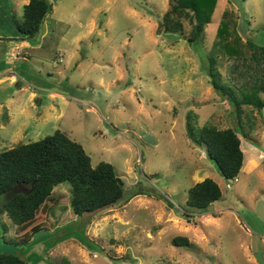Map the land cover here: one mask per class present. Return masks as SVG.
<instances>
[{
  "label": "rangeland",
  "instance_id": "obj_1",
  "mask_svg": "<svg viewBox=\"0 0 264 264\" xmlns=\"http://www.w3.org/2000/svg\"><path fill=\"white\" fill-rule=\"evenodd\" d=\"M28 1L0 0V151L66 131L93 166L114 167L124 195L75 216L69 184L57 185L54 215L39 213L43 227L26 245L14 244L16 225L0 215V253L27 264H264V158L225 179L186 136L187 121L241 130L206 62L226 80L251 55L248 43L264 48V0H217L194 44L186 20L183 34L163 31L169 0H48L39 32L21 40ZM244 111L243 131L252 136L250 117L264 156V108ZM207 177L221 198L208 211L188 206V188ZM176 236L189 244L174 245Z\"/></svg>",
  "mask_w": 264,
  "mask_h": 264
},
{
  "label": "trees",
  "instance_id": "obj_2",
  "mask_svg": "<svg viewBox=\"0 0 264 264\" xmlns=\"http://www.w3.org/2000/svg\"><path fill=\"white\" fill-rule=\"evenodd\" d=\"M216 4L217 0H169L160 25L163 31L183 34L186 20L189 25L186 41L194 44L212 20ZM50 7L48 0H29L23 6L22 21L17 23L22 35L18 39L33 38ZM224 29L221 25L217 34H223ZM248 44L251 55L239 57L240 61L229 53L230 46H226V50L221 46L226 59L233 57L239 61L230 69V79L221 78L213 58L206 62L213 91L232 103L241 130L235 126L218 128L209 123L195 127L190 121L186 126L188 139L205 147L207 155L225 179L237 178L243 166L241 139L245 133L240 121L244 117V106H253L259 112L264 108V100L260 98L264 94V48L251 42ZM248 120L251 123L248 126L254 129L250 117ZM62 183L69 184L68 206L75 216L113 205L124 195L123 180L114 167L103 161L93 166L83 146L66 131L57 129L39 140L19 143L0 151V196L5 197L0 215L5 214L16 225V246L26 245L42 229L43 226L37 223L42 210L46 209L49 216L54 215L57 201L53 189ZM220 198L219 185L207 177L188 188L186 203L197 210H206ZM172 242L176 246L189 244L184 236H176ZM0 264L27 262L15 253L3 252L0 253Z\"/></svg>",
  "mask_w": 264,
  "mask_h": 264
},
{
  "label": "crops",
  "instance_id": "obj_3",
  "mask_svg": "<svg viewBox=\"0 0 264 264\" xmlns=\"http://www.w3.org/2000/svg\"><path fill=\"white\" fill-rule=\"evenodd\" d=\"M250 130H251L250 132L253 133L252 136H250L249 134H245V137L241 139V149L244 155L242 168L246 167L248 169H254L258 164L257 160L264 158V156L261 153V151H259V149L255 146L256 140L254 139V137L258 135L257 134L258 126H255L254 129H250ZM243 139L246 142H243Z\"/></svg>",
  "mask_w": 264,
  "mask_h": 264
},
{
  "label": "water",
  "instance_id": "obj_4",
  "mask_svg": "<svg viewBox=\"0 0 264 264\" xmlns=\"http://www.w3.org/2000/svg\"><path fill=\"white\" fill-rule=\"evenodd\" d=\"M210 209H213V205H209V206L206 208L205 211H208V210H210ZM32 245H33V244H31V246H32ZM19 256H20L21 259H23V260L26 261V259H25L23 256H21V255H19Z\"/></svg>",
  "mask_w": 264,
  "mask_h": 264
}]
</instances>
